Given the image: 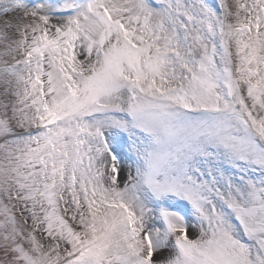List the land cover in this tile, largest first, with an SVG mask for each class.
I'll return each mask as SVG.
<instances>
[{
  "label": "snow or ice",
  "instance_id": "snow-or-ice-1",
  "mask_svg": "<svg viewBox=\"0 0 264 264\" xmlns=\"http://www.w3.org/2000/svg\"><path fill=\"white\" fill-rule=\"evenodd\" d=\"M0 264H264V0H0Z\"/></svg>",
  "mask_w": 264,
  "mask_h": 264
}]
</instances>
